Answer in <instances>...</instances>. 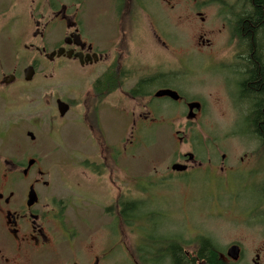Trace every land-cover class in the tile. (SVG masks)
<instances>
[{"label": "rangeland", "instance_id": "obj_1", "mask_svg": "<svg viewBox=\"0 0 264 264\" xmlns=\"http://www.w3.org/2000/svg\"><path fill=\"white\" fill-rule=\"evenodd\" d=\"M28 1L30 3L21 6L26 10L23 14L21 8L17 25L12 24L14 12L10 10L0 17V85L4 76L17 77L13 84L0 86L1 167L7 168L14 163L19 171L16 184L18 187L23 184L22 191L30 181L24 179L23 171L35 160L31 180L41 179V185L36 187L43 200L39 209L43 210L47 199H53L65 226L75 231L77 240L70 242L66 232L54 224L51 231L57 241L56 253L33 258L29 255V262L28 259L14 260L0 220V264H6L3 257L12 258V264H66V254L70 252L84 254L85 260L103 249H110V257L100 264H149L147 258L152 257L144 252L155 254L166 249L168 244L162 241L165 237L177 238L181 247L194 256L201 238L210 239L222 254L237 245L243 255L238 264H254L253 261H257L255 250L264 242L263 229L258 230L252 222L258 211L264 215V208L254 212V193L242 192L238 199L237 192L233 191L236 182L224 188L220 176L223 174L218 172V175L208 167V172L190 170L178 174L171 171L174 164L184 165L180 159L189 153L199 162L210 156H222V137L233 132L232 124L227 123L229 115L219 90V73L208 71L209 65L199 63L204 56L198 52L197 31L189 23L180 21L186 11L176 10L178 13L173 14L155 0H147L144 12L129 17L116 16L109 27L110 36L114 37L115 57L119 56L120 62L124 60L127 67L135 68L131 71L132 78L154 77L161 66L171 61L167 57H186V54L192 57L194 63L189 59L188 65L192 64L195 75L190 91L207 101L203 120L211 123L191 124L193 142L180 145L176 132L186 135L189 132L186 123H121L118 115L108 109L92 117L100 121L102 116L100 124L79 123L78 104L60 118L56 99L73 101L72 92L88 87L86 82L80 85L64 81V75L78 76L85 81L94 70H84L71 63L66 67L68 73L57 70L54 74L52 68H59L60 63L40 61L36 63L34 80L25 82L23 72L33 66L35 53L25 50L22 40L26 33L31 35L37 31L32 25L30 29L26 26L36 6ZM215 12L216 8L212 7L210 13ZM39 14L36 12L35 17ZM48 15H44L42 23L49 21ZM93 17L88 16L87 21ZM99 26L102 25L97 23L96 27H91L88 24L93 32L90 37L105 36L106 29L103 31V26ZM213 30L211 40L217 36V27ZM24 43L29 46L30 42ZM215 43L217 55L221 38H216ZM47 47L52 51V45ZM134 106L131 103V109ZM164 110L170 112L172 107L164 103ZM129 126L123 140L122 132ZM230 142L236 147V140ZM236 153L241 155L243 150L234 148V159ZM5 160L10 164H5ZM39 170L43 171L41 178ZM230 180L234 181L235 176ZM3 184L0 180L1 188ZM121 199L145 203L142 211L146 215L135 227L126 226L119 219L116 203ZM160 260L161 264H168ZM261 262L264 264V251Z\"/></svg>", "mask_w": 264, "mask_h": 264}, {"label": "flooded vegetation", "instance_id": "obj_2", "mask_svg": "<svg viewBox=\"0 0 264 264\" xmlns=\"http://www.w3.org/2000/svg\"><path fill=\"white\" fill-rule=\"evenodd\" d=\"M155 1L160 7L173 14L186 11L185 15L180 17V21L189 23L197 31V48L200 50L198 52L204 56V60L199 63L209 65L208 71H218L219 90L229 115L227 123H231L233 127L230 136L222 137L221 149H223L220 151V153L223 152L222 156L219 154L216 158L210 156L199 162L195 155L190 159L189 153L180 159L181 163L187 165L188 170L175 172L171 169V171L178 174H186L190 170L208 172L206 171L208 167L216 174L218 172L223 174L218 175L222 177V183H220L224 188H230L232 183L236 182L233 191L237 192L238 199L242 192L252 191L256 200L253 205L254 212L264 208V0ZM31 2L36 6L33 7L30 22L26 26L28 25L30 29L32 25L37 31L31 35L26 33L22 42L25 50H33L32 52L35 53L33 62L35 71L40 61L60 63L59 68L57 66L52 68L54 74L57 70L62 71L63 74L68 73L69 69L66 67L71 63L84 70L86 68L94 70L85 81L80 80L78 76L64 75V81L70 80L80 85L86 82L88 86L78 89V92H72L71 94L75 97L73 101L69 98L56 99V104L58 100H61L69 105L70 109L66 115L73 109L74 104H78L81 110L77 120L79 123L100 124L102 116L100 121L92 120V117L95 115L98 117V113H102L104 109L118 115L121 123L136 125L138 123H186L189 128V132L185 131L186 135L180 136L181 132H176L177 142L180 145H190L193 142L190 133L193 129L191 124L211 123L203 120L207 101L194 96L190 91V85H194L191 79L195 75L192 70L194 61L191 56L188 58L186 54V57L184 55L167 57L171 61L161 66L159 72L151 78H132L131 71L135 68H129L130 65L127 67L124 65V60L120 62L119 56L115 57L114 37L110 36L109 31L111 22H114L116 16L129 17L132 14L144 12L147 8V0H31ZM25 3L30 2L0 0V6H2L0 17L10 10L14 12L12 24L17 25L19 16L22 15L21 8H25L21 6H25ZM212 7L216 8L214 14L210 13ZM25 10L23 9V14ZM36 12L40 13L37 17H35ZM45 14H49V21L42 23ZM88 16H95V18L88 22ZM97 23L103 26H99L103 28V31L106 29L105 36L100 35L99 39L90 37L93 32L88 27V24L96 27ZM215 26L217 36L211 40L210 36L214 34ZM219 37L221 44L218 45V53L215 55L217 49L215 39ZM26 40L30 42L29 46L24 43ZM47 45L53 46L52 51H48ZM201 51H208L209 54L204 55ZM189 59L192 61L191 65H188ZM12 77L15 78L11 83H2L4 79L8 82ZM45 78L48 77L45 76ZM15 81H17L15 75L4 76L1 84L8 86ZM83 90L86 92L83 93ZM166 91L173 92L176 96L157 97V93ZM158 102L160 104L157 106ZM131 103H134V109H131ZM164 103L170 105L172 111L164 110ZM59 117L61 118L60 114ZM129 129L130 126L125 127L123 136L120 135L123 140ZM232 139L237 141L236 147H232L230 142ZM238 147L243 150V153L241 155L236 153V159H234L232 154L234 148L238 149ZM8 163L10 164L8 160H5V164ZM1 165L0 162V180L4 184L2 188L0 187V220L6 234L5 242L14 260L28 259L29 262V255L33 258L35 255L56 253L57 241L51 231L54 224L66 232L70 242L71 239L77 240L75 231L65 226L63 216L58 213L60 211L53 199H47L43 210L39 209L43 200L40 193L36 191V187L41 185V179L31 180L33 166L29 167L27 164V168L23 171L24 179H30V181L27 188L20 191L24 186L22 184L18 187L16 184L18 181L16 175L19 176L17 167L14 163L11 166L7 165L9 166L7 168ZM38 175L41 178L43 171L39 170ZM232 175L235 176L234 181L230 180ZM237 176L240 179H237ZM43 185L48 186L46 182ZM32 188L36 193L34 204L30 203ZM120 208L121 206H119L121 213ZM120 218L128 226L125 219L119 215ZM252 220L258 230L263 229L261 231L264 237V215L258 211ZM170 239L172 242L176 240ZM172 242H167L168 247L158 250L155 254L144 252L145 255L152 257L147 258V262L161 264L162 258L168 264H175L173 249L169 247ZM260 246L255 250L257 261H253L254 264H262L264 242ZM181 249L186 259L195 257ZM228 250L225 254L220 253L222 262L238 264L242 261L241 247L238 261L228 257ZM83 255L77 251L70 252L66 254L64 263L85 264L87 261L86 264H100L110 257V249H103L99 254L95 253L89 259L87 257L88 260H84ZM3 258L6 264H12V258Z\"/></svg>", "mask_w": 264, "mask_h": 264}, {"label": "trees", "instance_id": "obj_3", "mask_svg": "<svg viewBox=\"0 0 264 264\" xmlns=\"http://www.w3.org/2000/svg\"><path fill=\"white\" fill-rule=\"evenodd\" d=\"M121 202V203H120ZM142 201H124V200H118L116 203L119 206H121L120 210V216L122 219L124 218L126 221V224L129 227H135L140 219L143 218L146 214L143 213V208H145V203H141ZM154 223L153 221H150ZM175 242H172V239L165 237V242H172L169 247L173 249V255L175 256L176 263L175 264H198L200 262H203L204 264H225L220 260V251L217 250L215 245L210 239L207 238H201L199 242V246L197 249V253L194 258L192 259H186L185 256L182 255V247L180 245V242L175 238ZM191 260V261H189Z\"/></svg>", "mask_w": 264, "mask_h": 264}, {"label": "water", "instance_id": "obj_4", "mask_svg": "<svg viewBox=\"0 0 264 264\" xmlns=\"http://www.w3.org/2000/svg\"><path fill=\"white\" fill-rule=\"evenodd\" d=\"M24 74H25V80L26 82H31L35 75H36V71H35V68L33 66H29L27 69H25L24 71ZM15 77H12L8 82L4 79L2 81V83H11L13 80H14ZM162 96H176L175 93L173 92H159L157 93V97H162ZM57 108H58V112L60 114L61 117H64L70 107L68 104L64 103L63 101L61 100H58L57 101ZM191 108L193 109V106H191ZM28 136L34 140L35 137L33 136L32 133H29ZM190 159L193 158V155H189L188 156ZM35 161H31L28 165L29 167H31L33 164H34ZM172 171H175V172H185L188 170V167L185 166V165H181V164H174L172 167H171ZM30 203L31 204H34L35 201H36V193L35 191L33 190V188L31 189V193H30ZM240 253H241V250H240V247L237 246V245H234L233 247H231L229 250H228V257L231 258L232 260L234 261H238L239 257H240Z\"/></svg>", "mask_w": 264, "mask_h": 264}]
</instances>
